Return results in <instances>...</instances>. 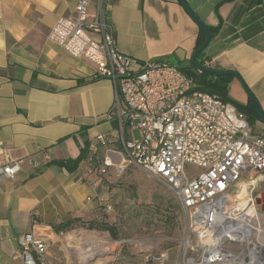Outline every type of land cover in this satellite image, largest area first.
Instances as JSON below:
<instances>
[{
    "label": "crops",
    "instance_id": "crops-1",
    "mask_svg": "<svg viewBox=\"0 0 264 264\" xmlns=\"http://www.w3.org/2000/svg\"><path fill=\"white\" fill-rule=\"evenodd\" d=\"M77 2L0 0V158L26 160L14 178L0 174V264H24L13 255L26 232L53 242L63 232L55 231L56 224H98L102 209L112 213V191L103 180L112 179L124 153L119 141L103 144L97 137L118 133V124L107 117L113 83L49 37L59 17L75 15ZM186 2L217 29L203 64L213 60L216 70L237 72L228 82L218 80L227 83L231 104L253 116L252 94L264 111V0ZM100 11L135 69L153 60L192 64L200 26L179 0H90L89 20ZM260 119L252 125L259 128ZM68 159H80L78 166L60 165Z\"/></svg>",
    "mask_w": 264,
    "mask_h": 264
},
{
    "label": "built area",
    "instance_id": "built-area-1",
    "mask_svg": "<svg viewBox=\"0 0 264 264\" xmlns=\"http://www.w3.org/2000/svg\"><path fill=\"white\" fill-rule=\"evenodd\" d=\"M89 11L90 0H78L75 15L59 17L49 37L70 55L91 61L98 76L113 83L107 117L118 124V133L97 139L122 145L117 175L138 167L163 180L187 216L186 236L172 264H264V211L257 202L264 189V122L256 128L245 112L199 89L193 76L167 60L135 69L134 58L118 50L106 14L89 20ZM203 66L215 69L213 60ZM25 161L0 158V174L14 178ZM105 165L114 167L108 160ZM190 165L200 171H190ZM107 208L112 211L113 204ZM51 250L49 239L31 231L18 238L13 257L50 264ZM171 250L152 260L166 264Z\"/></svg>",
    "mask_w": 264,
    "mask_h": 264
},
{
    "label": "rangeland",
    "instance_id": "rangeland-1",
    "mask_svg": "<svg viewBox=\"0 0 264 264\" xmlns=\"http://www.w3.org/2000/svg\"><path fill=\"white\" fill-rule=\"evenodd\" d=\"M135 137L140 138L139 130ZM188 169L200 171L191 165ZM103 183L112 191V213L102 209L99 227L77 223L57 234L52 242L53 264H157L153 255L168 248L172 249L171 259L166 264H172L186 236L188 219L169 186L138 167L121 176L114 172ZM262 193L264 189L260 196ZM104 224L111 225L116 236L100 227ZM71 236L76 237L69 241ZM100 239L114 242L116 247L97 253Z\"/></svg>",
    "mask_w": 264,
    "mask_h": 264
},
{
    "label": "trees",
    "instance_id": "trees-1",
    "mask_svg": "<svg viewBox=\"0 0 264 264\" xmlns=\"http://www.w3.org/2000/svg\"><path fill=\"white\" fill-rule=\"evenodd\" d=\"M209 29L211 30L212 37L214 35H216L217 29L212 28L210 26H209ZM204 41H205V32L200 27V34H199V37H198V42H197L196 49L199 48L200 46H202ZM204 54H205V51L202 52L201 54H199V56H198V58L196 60V62L199 65L203 64L202 59H203ZM180 68L182 70H184L190 76L195 77V79H196V81L198 83V88L199 89H201L203 91H206V92H209V93L218 94L224 101L231 103V101L227 97V91H226V86H225L227 83L223 84L222 82L218 81V80H224L225 82H228L231 77H229V76L215 77L214 75L208 74L206 72L200 73V72L196 71L195 69H193L191 64L189 66H187V67L180 66ZM237 108L240 109L241 111L245 112L248 115V117L250 119V122L252 124L255 123V120L260 119V117H259V115L257 113V110L254 112V115L252 116L249 113H247V111L245 109H243L242 107H237ZM79 161H80V159H68V160H65V161H61L60 165L66 166V167H68L70 169H73V168H76L78 166ZM75 221L76 220L70 221V222H66V223L56 224L53 227H54L56 232L69 230V229L74 227ZM84 225H86V224H84ZM88 227L94 228V227H99V225L97 226V223L90 222L88 224ZM100 227L102 229H104V230H108L111 233V235L116 236L115 229L111 225L104 224V225H100Z\"/></svg>",
    "mask_w": 264,
    "mask_h": 264
},
{
    "label": "water",
    "instance_id": "water-1",
    "mask_svg": "<svg viewBox=\"0 0 264 264\" xmlns=\"http://www.w3.org/2000/svg\"><path fill=\"white\" fill-rule=\"evenodd\" d=\"M183 7L186 9L188 14L197 22V24L204 30L205 32V41L202 46L197 48L193 55H192V67L195 70H198L200 72H206L211 75L215 76H229V75H237V72L234 70H216V69H210L204 66L199 65L196 60L202 52H204L209 45V43L212 40V33L211 30L209 29V26L202 22L200 18L196 15V13L192 10V8L189 6V4L186 2V0H179ZM251 98L255 103L256 110L258 112L259 117L264 121V111L262 109V106L260 105L259 101L256 99L254 95L251 94ZM258 204L261 206L262 211H264V193L258 198L257 200Z\"/></svg>",
    "mask_w": 264,
    "mask_h": 264
},
{
    "label": "bare ground",
    "instance_id": "bare-ground-1",
    "mask_svg": "<svg viewBox=\"0 0 264 264\" xmlns=\"http://www.w3.org/2000/svg\"><path fill=\"white\" fill-rule=\"evenodd\" d=\"M259 179L260 178H257L256 180H259ZM100 241H101V245L99 246L100 247L99 250H96L97 253H99V251L100 252H105V251L110 252V251L114 250V248L116 247L115 246L116 243H114V242L111 243V242H108V241L102 240V239H100ZM117 244H119V243H117Z\"/></svg>",
    "mask_w": 264,
    "mask_h": 264
}]
</instances>
